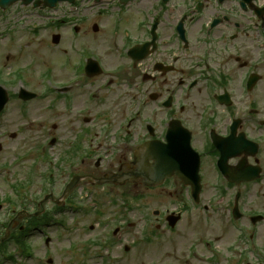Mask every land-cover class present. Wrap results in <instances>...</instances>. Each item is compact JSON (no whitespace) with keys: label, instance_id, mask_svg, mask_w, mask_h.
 <instances>
[{"label":"flooded vegetation","instance_id":"af4514ba","mask_svg":"<svg viewBox=\"0 0 264 264\" xmlns=\"http://www.w3.org/2000/svg\"><path fill=\"white\" fill-rule=\"evenodd\" d=\"M79 12L83 22L77 37L83 35L104 68L102 74L85 78L93 99L84 106L91 119H99L102 143L97 147L135 149L160 141L149 145L159 147L171 126L188 128L201 155L200 201L206 215L200 214L183 181L168 180L163 192L167 190L179 212L189 215L190 227L198 232L212 231L223 218L230 222L236 205L242 215L236 221L248 226L236 235L238 243L263 232L252 218L264 212V203L255 200L264 198V173L254 182L227 181L217 167L221 146L214 141L246 132L264 147V0L244 5L240 0H134L127 5L102 0L88 2ZM252 74L258 78L250 86ZM111 132L119 136L116 143L108 140ZM228 147H233L229 166L245 161L264 168L262 150L252 154L237 141ZM241 147L243 152L235 154ZM85 153L89 160L81 158L75 173H107L103 159L93 163L90 151ZM124 159L120 167L130 157ZM84 164L93 169L84 171ZM133 192L137 201L139 184ZM164 222L167 226V217Z\"/></svg>","mask_w":264,"mask_h":264},{"label":"rangeland","instance_id":"374dc122","mask_svg":"<svg viewBox=\"0 0 264 264\" xmlns=\"http://www.w3.org/2000/svg\"><path fill=\"white\" fill-rule=\"evenodd\" d=\"M12 11L8 13L0 11V34H6L12 21L17 20V17L24 16L23 12L17 14L16 11L14 13ZM21 25L29 27L32 24L29 18H26L25 23ZM21 34V32L19 34L17 32V35ZM11 38H13L12 34ZM46 39L47 33L44 34V41ZM6 42V35H0V56L2 58L9 53L8 50L4 51L2 49ZM37 45L38 43H34V46ZM51 59L53 62L59 63L65 60V57L54 54L51 55ZM30 60V58L23 60L19 65L26 64ZM32 61L36 65L29 72L30 75L26 82L27 88L37 93H45V86L40 81L43 65L38 64L34 57H32ZM14 68L15 66L12 67V69ZM61 68L56 65V80L65 79L63 77L65 71L60 70ZM3 71V62L0 61V72ZM7 71H9L8 67L6 68ZM8 88L10 89V87ZM11 88L14 89L16 86L12 85ZM53 96L54 94L50 97L44 96L43 99L39 97L35 103L26 104L28 114H25L19 108L21 105L19 100H14L7 112L0 116V143L3 147L0 151V163L10 162L17 155L27 153L35 147H41V145H47L49 152L52 154V163L38 164L35 171H32L35 168L32 166V161H29V163L25 161L21 165L23 167L19 174L18 170L13 171L9 168L4 170L2 169L3 166L0 167V204H3V209L0 210V224L7 223L12 210L20 207V204H9L4 199L6 195L15 197L13 192L15 183H27L25 196L28 201H35V199L41 198L40 192L47 188L45 183L44 186L42 183L46 179L45 174L48 171L54 174L55 189L57 190L61 187L58 184L65 179L64 176L67 172L62 174L63 168L58 166V159L63 155V150L75 135L74 132L77 127L75 130H71L70 111L64 106L61 99L57 102L55 109L48 107ZM51 103L53 104V102ZM47 107L50 109L49 111L46 110ZM13 132H16L17 136L12 139L11 133ZM52 136L57 138V142L53 147L48 145ZM31 174H33L32 183L29 182ZM86 191L87 187L81 184L73 196L75 204L68 206V209L64 212L56 214L55 219L59 222H52L45 232L31 231L28 236L29 242L32 244L33 254L31 257L22 255L21 251L16 248L15 261L6 258L2 264H187L189 241L173 242L164 236L153 239L152 242L143 240L146 234L144 220L138 222L134 213L130 210L126 211L124 206L121 205L124 198L120 193L123 192V189L113 191L96 189V194L103 191V198L95 194L84 197ZM90 193H93V191L90 190ZM15 201L17 200L15 199ZM31 205L33 206V204ZM49 206L52 209L53 204L50 203ZM61 220H64V222L62 221L64 224L60 223ZM131 221H137V223L133 225L130 223ZM92 225L95 226L94 230L90 229ZM122 226H126L127 229H121L120 235L115 236L113 234L114 229ZM45 233L52 237L49 246L45 245ZM90 240L102 241L104 245L90 244ZM124 243L130 244L131 249L129 252L124 250ZM217 245L221 249V243L218 242ZM212 248L220 250L219 248ZM9 250L14 251L13 244L9 246ZM198 252L200 257L203 256L202 253L204 257L214 254L213 251L205 248ZM49 258L53 259V263H48ZM190 259L192 261V258ZM190 264L207 263L196 259Z\"/></svg>","mask_w":264,"mask_h":264},{"label":"water","instance_id":"95a60500","mask_svg":"<svg viewBox=\"0 0 264 264\" xmlns=\"http://www.w3.org/2000/svg\"><path fill=\"white\" fill-rule=\"evenodd\" d=\"M7 1L8 0H0V3L3 5V6H6L7 5ZM12 1V0H10ZM27 2L28 1H31V0H26ZM49 2H52V0H48ZM4 104V100H2L1 96H0V110L2 109V106Z\"/></svg>","mask_w":264,"mask_h":264}]
</instances>
